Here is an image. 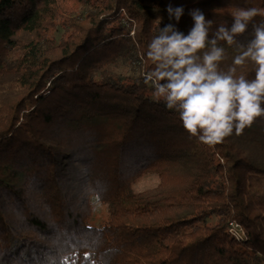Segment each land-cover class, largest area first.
I'll use <instances>...</instances> for the list:
<instances>
[{
	"label": "trees",
	"instance_id": "1",
	"mask_svg": "<svg viewBox=\"0 0 264 264\" xmlns=\"http://www.w3.org/2000/svg\"><path fill=\"white\" fill-rule=\"evenodd\" d=\"M251 7L264 0H0V264H264V116L207 145L144 82L160 27L187 34L198 8L215 32ZM220 45L227 71L238 49Z\"/></svg>",
	"mask_w": 264,
	"mask_h": 264
},
{
	"label": "clouds",
	"instance_id": "2",
	"mask_svg": "<svg viewBox=\"0 0 264 264\" xmlns=\"http://www.w3.org/2000/svg\"><path fill=\"white\" fill-rule=\"evenodd\" d=\"M169 18L178 22L183 7L168 6ZM194 21L187 34L175 25L159 28L148 45L147 56L155 63L145 76L154 88V96L176 110L191 137L207 145L221 143L225 137L241 135L257 117L264 116V23L253 19L264 16V9L241 8L232 14L230 26L220 25L212 32L213 21L201 9H193ZM251 24L252 36L246 44L237 37ZM236 45L238 54L227 71L219 69L226 58L225 48ZM255 63V78L237 76V66L247 60Z\"/></svg>",
	"mask_w": 264,
	"mask_h": 264
},
{
	"label": "rangeland",
	"instance_id": "3",
	"mask_svg": "<svg viewBox=\"0 0 264 264\" xmlns=\"http://www.w3.org/2000/svg\"><path fill=\"white\" fill-rule=\"evenodd\" d=\"M158 184V177L156 174H148L141 178L137 183H136V188L139 190H144V189H149L152 187H155ZM96 217L99 219L100 217H103L104 209L101 205V203L98 201L96 202Z\"/></svg>",
	"mask_w": 264,
	"mask_h": 264
},
{
	"label": "built area",
	"instance_id": "4",
	"mask_svg": "<svg viewBox=\"0 0 264 264\" xmlns=\"http://www.w3.org/2000/svg\"><path fill=\"white\" fill-rule=\"evenodd\" d=\"M228 231L236 239H243L246 236L245 229L241 226V224L236 223V222L230 223Z\"/></svg>",
	"mask_w": 264,
	"mask_h": 264
},
{
	"label": "snow or ice",
	"instance_id": "5",
	"mask_svg": "<svg viewBox=\"0 0 264 264\" xmlns=\"http://www.w3.org/2000/svg\"><path fill=\"white\" fill-rule=\"evenodd\" d=\"M66 259H67V258H65V264H66ZM73 264H74V262H73Z\"/></svg>",
	"mask_w": 264,
	"mask_h": 264
}]
</instances>
